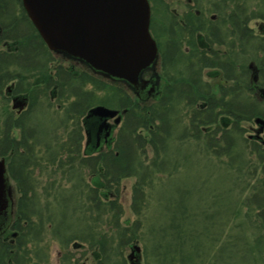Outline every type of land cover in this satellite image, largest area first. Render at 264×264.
Segmentation results:
<instances>
[{"label":"trees","instance_id":"16d2710c","mask_svg":"<svg viewBox=\"0 0 264 264\" xmlns=\"http://www.w3.org/2000/svg\"><path fill=\"white\" fill-rule=\"evenodd\" d=\"M149 2L150 30L159 16L158 8L163 9L164 15L158 17L159 22H171L165 0ZM209 3L212 9L207 8L208 12L217 16L215 25L214 21L206 20V29L212 32L210 43L223 45L225 49L218 47L219 51L210 53L197 51L201 56L190 59L191 67L186 68L193 81L184 83L181 72L179 88L184 87V91L173 92L167 85L179 77L168 75L165 68L178 61L168 58L173 50L165 48L167 40L163 42L165 46L157 41L162 76L167 84L159 102H144L118 85L107 84L87 68L62 65L48 51L24 11H14L20 3L0 0V41L4 43L1 45L4 49L0 50V99L5 103L9 100L1 93L4 87L13 85L12 95L27 97L29 101L28 109L15 118L7 111L0 129V158H5L9 176L16 183L15 213L19 217L15 228L20 232V247L32 248L37 244L22 241L33 238L21 234L26 230L51 231L60 239L66 229L80 234L79 226L86 222L85 218H79V202L74 194L62 195L59 199L62 204L55 209V194L47 195L54 192L52 186L43 194L47 201L45 209L36 207L37 203L40 205L39 199L27 175L31 161L36 159L39 165L45 162L75 169H67L68 173L88 170L87 179L91 182L88 197L98 211L105 204L106 191L117 195L120 181L133 177L131 209L139 218L134 224L125 223L128 226L123 227L125 231L119 240L121 246L127 245L128 240L143 243L145 264H264V144L243 137L244 123L258 117L264 120V96L260 92L264 91V0ZM252 20L263 22L258 34L249 26ZM185 23L191 38L197 29L191 20L186 19ZM194 49L197 50L196 46ZM192 62L196 65L192 66ZM250 64L255 68L256 83L252 80ZM203 68L215 70L211 77L220 80L214 92L208 83L203 84L196 77ZM29 79L35 83H29ZM39 85H43V92L51 89L50 94L59 103L67 102L60 121L72 122V129L62 141L60 156L55 136L62 124L50 125L47 115L37 118L44 120L43 129L50 130L41 129V140L26 125V120L32 119L28 113L34 108L31 92ZM186 102L194 109L190 125L183 124L180 136L174 139L171 128L178 121L174 111L178 110L177 104ZM195 102L200 103L199 108L191 105ZM97 105L125 110L123 122L109 152L83 154L82 119ZM16 131L18 138L13 135ZM202 133L205 163L201 168L196 165L199 170L196 171L191 167L195 160L187 143L191 139L198 141L197 134ZM171 143L174 150L171 156L176 157L173 162L167 161L165 155V151H171ZM37 145L40 146L38 157ZM148 151L154 155L152 160L147 157ZM158 182L161 185L154 187ZM108 203L112 215L115 214L112 221L120 228L118 202L115 199ZM153 203H156L155 212L149 208ZM86 208L88 211L90 206ZM74 236L87 239L85 233L69 238Z\"/></svg>","mask_w":264,"mask_h":264},{"label":"water","instance_id":"95a60500","mask_svg":"<svg viewBox=\"0 0 264 264\" xmlns=\"http://www.w3.org/2000/svg\"><path fill=\"white\" fill-rule=\"evenodd\" d=\"M23 9L46 48L57 59L75 62L93 74L125 82L134 89H144L148 82L141 80L143 71L159 63L156 42L150 34L151 9L148 0H21ZM257 82L252 64L249 65ZM7 87L5 95L11 94ZM261 97L264 91L260 90ZM28 100L13 97L11 109L21 112ZM118 115L102 105L92 107L83 125L87 143L96 146V132L104 139L121 121ZM113 120V125L109 120ZM252 135L247 138L264 144V120L254 119ZM93 142V143H92ZM13 190L6 172L5 158H0V217L10 215ZM140 248L133 246L128 260L139 259ZM135 264V263H132Z\"/></svg>","mask_w":264,"mask_h":264},{"label":"rangeland","instance_id":"374dc122","mask_svg":"<svg viewBox=\"0 0 264 264\" xmlns=\"http://www.w3.org/2000/svg\"><path fill=\"white\" fill-rule=\"evenodd\" d=\"M209 2L214 3V0H198V3H195L193 0L191 1L190 0H165V3L167 4V9H168L166 10L170 13L169 14L170 16L173 10H175L177 13L182 14L183 12L187 11V9L189 8L188 13H192L195 10L199 11L201 16L205 19V21L208 20V17L210 16L211 17L213 16L214 20H216L217 16L215 15V13H210L211 11L208 12L207 10V8L209 10L212 9V3H209ZM158 10L159 12H157V14L159 13L158 15L160 17H163L164 16L163 9L158 8ZM151 15H152V9H151ZM158 17L157 16L155 17V21L151 26V33L162 44L166 40V36L160 34L159 32L160 22H159ZM161 21L163 20L161 19ZM166 23H169V22H166ZM212 24L215 25V21ZM262 25H263V22L260 20H252L249 24V26L252 28L255 34H258L259 32H261ZM206 28H207V24H206ZM1 45L2 44L0 43V50L4 49L2 47L3 45L2 46ZM248 46L251 49V45H248ZM215 47L216 48L221 47L222 49L223 48L225 49L223 45L222 46L215 45ZM57 60H59V62H61V64L64 66L74 65V67L77 69L83 68L75 62L69 63L68 61L62 60L60 58ZM185 69H186V65L184 64L182 65V62H180L178 65L167 67L166 73L172 77L176 76L175 78H177V77H180V73L184 72ZM202 70L203 69H201V71ZM204 80L210 83L213 92H214L215 86H217L220 83V80L218 79L210 80L209 78L206 77ZM28 81L29 83L30 82L35 83L33 82L34 81L33 79H29ZM42 87L43 85L34 86L35 91L31 92V99L34 101V108L32 111L28 113L30 114L32 119L29 118L28 120H26V125L28 129H31L32 131L35 132L34 134L35 138H37V136L39 135L38 138L39 140H41L42 139L41 129H43L42 124L44 120L42 122L37 121L36 120L37 118H41L43 117V115H47V118L49 117L50 119V125L62 124L58 128L57 135L55 136V138L58 139L57 145L59 147L58 153L60 156L62 152V149L60 147L63 145L62 141L66 139L68 132L70 131V129H72V126H71L72 122L70 123V122L60 121L61 118H64V113H63L64 108L63 107L67 106V102H64L63 100L62 103H59L58 100H56V96L51 97V94H50L51 89L47 90L46 92H43ZM5 89L6 87L3 88L1 96H4ZM177 108H178L177 112L174 111V117L175 119L178 118V121L174 123V125L171 128L172 136L174 139H177L180 136L179 133H180L181 128L183 127V124H186L187 126L190 125L192 111L194 110V109L192 110L190 106H187L184 103L177 104ZM7 111L12 112V115L15 118L16 114L11 109V102L8 100L5 103V101H2L0 99V129L2 128L4 114H6ZM52 118L55 119V121H53ZM110 123H112V121H110ZM121 125L118 126L117 128L118 130L120 129ZM251 127L253 129L257 128L253 122H248V123L243 124V128L246 130V132L243 133L244 138H246L248 134H253L250 131ZM43 130L48 131L49 127L48 129L44 128ZM17 134H19L18 131L13 133L15 138L19 137ZM117 134H118V131L114 135V138L117 136ZM197 136L198 137L200 136L198 141L191 139L190 141H188L187 145H188L190 152L192 153L193 161L195 160V164H193L191 167H193L196 171H199L196 167L200 166L201 168V166L204 165L205 163V156H203V152L201 150L204 147V137H203V133L200 135L197 134ZM237 136L238 135H236V138ZM35 141L36 140L34 139V142ZM172 143L176 144L175 142H172ZM172 143L170 144L171 151H167V153L165 151V155L169 158L167 159V161L171 160L173 162V159L176 157L172 158L171 156L174 153V150L172 148ZM83 146H84V141H83ZM39 148L40 146L37 145L35 149L36 157H38L39 155ZM147 157L148 159L152 160L154 158V155H152L151 151H148ZM31 163H32L30 164L31 167L27 170V175L30 181V187L34 189L39 199L40 205L37 203L36 207L38 209L42 208V210L45 209L47 201L46 202L44 201L45 198L43 197V194L45 193V189H49L48 187L52 186L53 189H55L54 192H49L47 195L55 194L56 201L53 202L55 209L57 208L58 204L61 203L59 199L62 195L69 196L70 194H74L76 200L79 202L78 204L79 218L81 217L82 219L84 218L86 219V222L84 221L83 225L79 226V228L82 229L80 234L85 233V236L87 238L86 240L78 239V236L69 238L72 235H80L79 232H76L74 230H72L71 232L66 229L65 236L60 239L58 236H56L55 238L51 231H48V232L45 231L42 233L43 237L38 241L35 248H37V251H38L43 241L42 244L44 245V247H46V250H45L47 251L46 257L48 258L49 264H82L86 257L87 258L90 257L89 253L87 254L84 250L83 251L73 250L71 247L73 242L83 243L88 246H92L93 248L89 249L90 251L94 250L95 247H97L98 249H101L102 246L105 247L106 250L104 253H102L105 256V258L102 259L99 264H110L109 261L113 262L114 260H116L119 264H132V263L145 264L144 257H143V243H141L138 240H134V241L130 240L129 241L130 243L127 241L128 243L127 245L121 246L120 240H119V236L125 231L123 227L134 224V222L139 218L137 215L133 214L132 209H131L132 188L135 183V179L133 177L127 178L121 181L117 188L118 194H117L116 201L118 202V206L120 208V211L118 209V213H117L120 228H116L117 226L115 227V224L112 221V218L115 214L112 215V211L109 209V203L104 202L105 203L104 206L98 211V209L94 207L93 202H91V199L88 197V195L90 194L89 191H91V187H90L91 182L88 181L87 179L89 174H87L86 171L88 170H85V171L81 170L80 172L68 173L67 169L72 170V171H75V169L69 168L66 165L64 166H57V164L56 165L55 164L46 165L45 162H41L39 165L36 159L34 160V162L31 161ZM154 169L155 171L157 170V168H154ZM94 175H93V178H94ZM79 179H82V180L79 181ZM52 182L53 184H51ZM158 184L159 185L154 186V187H158L161 185L159 182ZM36 201L38 200L36 199ZM86 205L90 206L88 211H87ZM149 208L150 210L152 208V211L154 210L153 212H155L156 203L151 204ZM98 213L101 216H98ZM147 214H149V212H147ZM75 221H76V218L73 220L72 223H74ZM127 221L129 222L128 225L125 224ZM49 226H50L49 223H47V227ZM131 244L133 246L136 245L140 248L139 259H133L132 263L126 258L131 253V251L128 248V246ZM88 259H89L87 262L88 264H96L95 262L92 261L91 257Z\"/></svg>","mask_w":264,"mask_h":264},{"label":"flooded vegetation","instance_id":"af4514ba","mask_svg":"<svg viewBox=\"0 0 264 264\" xmlns=\"http://www.w3.org/2000/svg\"><path fill=\"white\" fill-rule=\"evenodd\" d=\"M17 1L20 3L21 6L17 7L16 12L21 13V10L22 12L24 11L22 8V3H21V0H17ZM188 9L182 14L177 13L175 10H173L171 14V19H172L171 22L160 23V28H159L160 34L166 36V40L168 41V42L166 41L165 48L168 49L169 47H171V51L173 50V53L170 54L168 58H170V60L172 59V61L173 60L178 61V63L173 62L174 65H178L180 62H182V65L183 64L186 65V68H188L191 64L190 59L195 60L196 58L201 56V54L196 53L197 51H201V52L205 51L207 53H210V51H219L215 47V44L210 43L209 38L210 36H212V32L210 31V29L209 30L206 29L207 23L205 19L201 16L200 12L195 10L192 13H188ZM5 11H8V9H6ZM186 19L191 20L193 22V25L197 29L195 32L192 33L193 37L191 38H190V31L188 30L189 27L186 26L187 24L185 23ZM208 19L211 21H214L213 16L208 17ZM150 34L157 44L158 40H156V37L152 35L151 30H150ZM1 35H2V28L0 26V37ZM172 40H174V42H172ZM0 43L4 44L1 41ZM162 46H165V44L163 43ZM195 46L197 50L194 49ZM157 48L159 52L158 44H157ZM169 65L170 67L173 66L172 64H169ZM195 65L196 63L192 62V66H195ZM162 66L163 65H162V62L160 59V53H159V63L156 66L143 71L141 74V80L148 82V85H146L144 89L131 88L125 82H122V81H117V80L114 81L112 79H107V78H103V79L107 84L118 85L122 90H125L130 95L133 94L140 101L159 102L162 99L163 87L165 83L167 84V81H165L162 76V71H161L163 69ZM213 72H215V70L203 68L202 71L198 72L196 77L200 79L201 83L203 84L208 83L210 85V83L208 81H205L204 79L207 77L210 80L211 79L217 80L218 78L211 77V74H213ZM182 73L186 80L184 81V83L188 84V82L193 81L189 79L190 76H189V71L187 69H185V71ZM216 77H218V75ZM169 84L170 85H167V86L171 88L173 92H178V91L183 92L184 91L183 89L184 87L179 88L181 84L180 77L177 79V81L176 80L169 81ZM175 86H176V89H175ZM10 98L12 99L13 97H10ZM185 104L187 106L189 105L188 102H186ZM191 105L195 108L200 107V103L198 102H195L194 104H191ZM113 130L115 131V133H112L111 136L107 139H104V137L101 136V134H97L96 132V139H97L96 146L93 145L91 146V148H85L84 151H82V153L89 154V155H95V154H100V153L104 154L106 152H109L113 147L114 135L116 134L118 129L114 128ZM250 131L253 133L254 129L251 127ZM9 182H10L12 190L14 191L13 194H15L16 183L10 178V176H9ZM106 192L105 194L107 196H104L103 202H109L117 198V195L114 191L112 192L106 191ZM16 209H17V200L14 198L10 215H6L5 217H0V264H49L48 258L46 257L47 255V251H45L46 247H44V245L42 244L43 241L38 251H37V248H35V245L32 246V248L28 247L24 249L19 246V243L21 242V240L19 239L20 232L19 230H17V228H15L16 226L15 220L19 217V216H16V213H15ZM42 230L43 229H29L24 232L25 234L21 232V234L23 235L33 237L32 240L22 239V241L27 242V243L29 241H32V243L34 244L38 243V241L43 237L42 233L44 231ZM71 247L73 250H81V251L84 250L87 254L89 253V256L91 257L92 261L95 262L96 264H99L100 261L105 258V256L102 253L105 252L106 248L103 246L101 249H98L97 247H95L94 250L90 251L89 249L93 248L92 246H88L83 243L73 242ZM132 247H133L132 244L128 246L130 251ZM88 258L86 257L82 264H88L87 263L89 260ZM126 258L128 259V257Z\"/></svg>","mask_w":264,"mask_h":264},{"label":"bare ground","instance_id":"6f19581e","mask_svg":"<svg viewBox=\"0 0 264 264\" xmlns=\"http://www.w3.org/2000/svg\"><path fill=\"white\" fill-rule=\"evenodd\" d=\"M11 97H20V96H13L12 94H11ZM117 110V109H116ZM118 112H119V114L118 115H121V113H123L122 111H119V110H117ZM123 111H125V110H123ZM125 114V113H124ZM124 114H123V116H124ZM111 120V119H110ZM109 120V121H110ZM82 127H84V125L82 124ZM112 133H115V131L114 130H112ZM84 136H85V134H84Z\"/></svg>","mask_w":264,"mask_h":264}]
</instances>
